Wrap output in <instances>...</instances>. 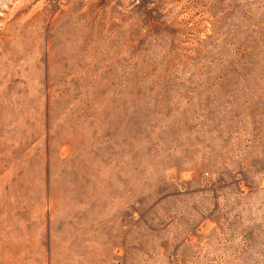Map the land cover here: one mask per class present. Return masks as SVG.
<instances>
[{"label": "rangeland", "instance_id": "374dc122", "mask_svg": "<svg viewBox=\"0 0 264 264\" xmlns=\"http://www.w3.org/2000/svg\"><path fill=\"white\" fill-rule=\"evenodd\" d=\"M0 264H264V0H0Z\"/></svg>", "mask_w": 264, "mask_h": 264}]
</instances>
